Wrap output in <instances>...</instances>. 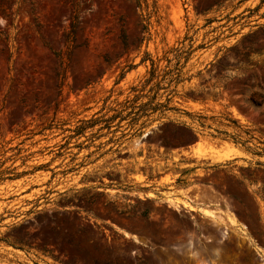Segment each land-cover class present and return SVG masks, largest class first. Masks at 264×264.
I'll use <instances>...</instances> for the list:
<instances>
[{
	"label": "rangeland",
	"instance_id": "1",
	"mask_svg": "<svg viewBox=\"0 0 264 264\" xmlns=\"http://www.w3.org/2000/svg\"><path fill=\"white\" fill-rule=\"evenodd\" d=\"M0 264H264V0H0Z\"/></svg>",
	"mask_w": 264,
	"mask_h": 264
},
{
	"label": "bare ground",
	"instance_id": "2",
	"mask_svg": "<svg viewBox=\"0 0 264 264\" xmlns=\"http://www.w3.org/2000/svg\"><path fill=\"white\" fill-rule=\"evenodd\" d=\"M193 200V199H192ZM192 204V203H191ZM201 204V203H200ZM181 208V207H180ZM202 212H204V210L202 211ZM217 214V213H216ZM205 216H208V217H212L213 219H214V217L216 216L215 215V212H209V210H207L206 212H205ZM218 218V217H217ZM218 219H220V218H218ZM192 242H190V244H191Z\"/></svg>",
	"mask_w": 264,
	"mask_h": 264
},
{
	"label": "trees",
	"instance_id": "3",
	"mask_svg": "<svg viewBox=\"0 0 264 264\" xmlns=\"http://www.w3.org/2000/svg\"><path fill=\"white\" fill-rule=\"evenodd\" d=\"M73 17H74L73 19H77V16L76 15H74ZM74 27H75V23L72 22V32L74 30Z\"/></svg>",
	"mask_w": 264,
	"mask_h": 264
}]
</instances>
